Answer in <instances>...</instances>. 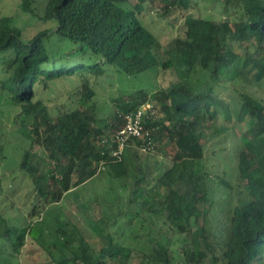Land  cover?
Returning <instances> with one entry per match:
<instances>
[{
	"label": "trees",
	"instance_id": "1",
	"mask_svg": "<svg viewBox=\"0 0 264 264\" xmlns=\"http://www.w3.org/2000/svg\"><path fill=\"white\" fill-rule=\"evenodd\" d=\"M20 1L23 12L35 14V0ZM219 2L235 19L217 26L190 12L196 0H47L42 20L56 27L30 40L12 25L13 18L0 17V100L19 110L13 120L30 142L20 168L30 177L35 196L23 228L0 213V264H16L17 259L21 264H130L134 255L139 264H264V102L252 94L238 92L230 106L237 121L254 122L230 143L245 183L239 203L229 211L226 234H213L201 218L200 205L209 201L215 183L204 168L202 127L218 116L217 89L227 76L242 77L248 67L257 71V82L264 79V0ZM155 8L164 17L184 15L183 33L165 52L141 19ZM66 42L73 46L64 50ZM108 68L130 77L157 69L158 76L171 73L176 78L169 90L157 94L134 91L149 96H139L130 105L118 102L124 94L115 98L118 111L112 118L93 105L94 80ZM63 79L78 83L71 92L77 107L52 110L35 100L37 87L46 91L50 83ZM146 103L163 112L161 119L145 121L153 145L165 135L174 146L163 180L192 189L185 195L172 188L154 195L137 189L129 201L138 209H132L131 218L167 211L169 229L180 238L177 252L172 238L168 241L162 232H132L130 239L136 244L128 245L111 232L105 240H95L61 206L72 189L96 176V164L124 189L138 185L139 170L130 147L143 148L144 142L131 140L120 156H114L118 145L112 139L123 127L121 116ZM221 185L228 186L224 180Z\"/></svg>",
	"mask_w": 264,
	"mask_h": 264
},
{
	"label": "rangeland",
	"instance_id": "2",
	"mask_svg": "<svg viewBox=\"0 0 264 264\" xmlns=\"http://www.w3.org/2000/svg\"><path fill=\"white\" fill-rule=\"evenodd\" d=\"M46 3L47 0H35V14L32 15L23 12L20 0H1L0 17L13 18L12 25L23 32L25 39L30 40L39 32L56 27L55 22L42 20ZM190 12L197 17L212 20L217 26L229 17L235 19L232 10L224 12L219 0H196ZM141 19L161 41L162 52L170 48L172 39L183 33V13L164 17L160 9L155 8L141 15ZM72 46V43L66 42L63 49L67 50ZM256 72L253 67H248L242 77L233 79V75L227 76L228 79L222 83L223 86L217 89L220 95L218 116L202 127V132L205 133L202 141L206 151L204 168L214 176L215 183L209 201L200 205L201 218L205 221L207 229L218 236L226 234L229 226V211L239 203L240 193L245 183L237 173L233 147L230 143L240 139L254 122L251 118H246L243 122L237 121L230 106L241 92L252 94L264 102V79L257 82ZM175 78L171 73L158 76L157 69H148L137 76L130 77L117 72L114 68H108L103 77L94 80L97 92L94 108L98 113L114 118L118 111L116 99L122 94L125 96L118 102L130 105L140 99L139 96H145V98L149 96L144 95L145 93L137 94L134 91L144 89L148 90V94L152 92L157 94L160 90H169ZM77 85L74 79H63L50 83L49 90L46 91L42 86L37 87L35 100H40L52 110L62 106L77 107L76 102L71 98V92ZM149 105L151 104L146 103L143 106ZM157 110L158 119H161L163 112L161 109ZM0 111H2L0 115V213L11 225L23 228L35 204V196L31 194L30 177L20 168L24 151L30 146V142L21 136L20 127L13 120L19 110L0 100ZM173 152L174 146L169 145L165 135H162L152 151L131 146L132 161L139 170L138 185L132 184L128 189H124L121 182L112 179L104 167L96 164V176L83 186L72 189L62 200L61 206L74 222L81 224L93 234L95 240H105V236L111 232L128 245L135 243L130 239L132 232L141 236H157L159 232H162L168 241L172 238V249L177 252L181 246L180 238L173 235L169 229L168 212L162 211L159 215L144 212L142 216L135 219L131 218V213L132 209L135 210L137 207L133 208L129 204L137 189H141L143 195H154L157 191L165 194L170 188L180 195L191 191L192 188L185 183L170 186L163 180L164 174L171 167V158L168 155ZM222 180L230 187L221 185ZM138 200L141 201V199ZM117 219L119 221L115 224ZM22 261L15 260L16 264H21ZM31 262L33 261H30V264ZM139 262L134 255L130 264H139Z\"/></svg>",
	"mask_w": 264,
	"mask_h": 264
},
{
	"label": "built area",
	"instance_id": "3",
	"mask_svg": "<svg viewBox=\"0 0 264 264\" xmlns=\"http://www.w3.org/2000/svg\"><path fill=\"white\" fill-rule=\"evenodd\" d=\"M158 110L149 105L148 107H140L137 110L124 113L121 117L123 127L112 139L118 145V149L114 151V156H120L127 144L131 140L144 142L142 149L152 151L155 146L152 143V132L146 127V120L158 119Z\"/></svg>",
	"mask_w": 264,
	"mask_h": 264
}]
</instances>
